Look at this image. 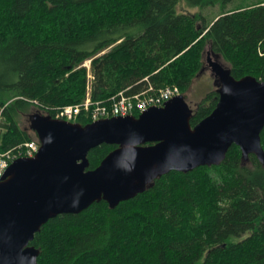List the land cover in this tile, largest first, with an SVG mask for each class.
<instances>
[{
    "label": "trees",
    "instance_id": "16d2710c",
    "mask_svg": "<svg viewBox=\"0 0 264 264\" xmlns=\"http://www.w3.org/2000/svg\"><path fill=\"white\" fill-rule=\"evenodd\" d=\"M180 2L200 11H179ZM235 2L0 0V152L36 138L21 127L23 113L54 116L82 102L88 82L100 102L149 84L185 93L208 46L234 77L264 80V3ZM217 4L220 14L207 22L201 10ZM218 99L208 91L191 124ZM261 140L264 147V128ZM115 147L91 149L89 168ZM31 244L38 264H264V165L253 153L244 160L234 143L222 163L172 170L114 208L101 200L51 218Z\"/></svg>",
    "mask_w": 264,
    "mask_h": 264
},
{
    "label": "water",
    "instance_id": "95a60500",
    "mask_svg": "<svg viewBox=\"0 0 264 264\" xmlns=\"http://www.w3.org/2000/svg\"><path fill=\"white\" fill-rule=\"evenodd\" d=\"M213 72L218 102L194 126L184 93L137 116L86 124L31 113L39 150L15 158L0 179V264H38L40 249L31 241L49 219L101 200L114 208L172 170L222 163L234 143L244 160L253 153L264 165V80L236 78L218 62ZM103 143L116 147L89 168L90 150Z\"/></svg>",
    "mask_w": 264,
    "mask_h": 264
},
{
    "label": "built area",
    "instance_id": "2783aa9c",
    "mask_svg": "<svg viewBox=\"0 0 264 264\" xmlns=\"http://www.w3.org/2000/svg\"><path fill=\"white\" fill-rule=\"evenodd\" d=\"M83 65L89 68L88 78L89 80L92 79L90 65L86 63ZM180 92L177 85L155 88L149 84L147 88L133 94H128L126 90H122L107 102H100L92 99L91 86L88 82L85 99L80 103L58 107L53 117L76 121L80 114H86L91 118V121H94L112 116L138 115L151 107H162L166 101L180 94ZM39 146L38 139H31L19 144L12 150L0 152V179L15 158L35 156Z\"/></svg>",
    "mask_w": 264,
    "mask_h": 264
},
{
    "label": "rangeland",
    "instance_id": "374dc122",
    "mask_svg": "<svg viewBox=\"0 0 264 264\" xmlns=\"http://www.w3.org/2000/svg\"><path fill=\"white\" fill-rule=\"evenodd\" d=\"M259 1H262L264 3V0H236L233 7L238 6V5H249L251 3H255V2H259ZM178 10L183 11V12H188V13L200 11L198 7H189L184 2L179 3ZM201 12L205 15L206 21L210 22L217 15L220 14L221 8L217 4V5L208 6V7L204 8L203 10H201ZM203 60H204V66H203L202 70L193 79L190 87L184 93L186 100L189 102L191 107H193L194 109L196 108L197 104L204 98V96L206 95V93L208 91H210L212 89H216L215 76H214V72H213V64L218 62L224 66H228V63L221 56H216L210 50L209 46L206 49ZM84 63L90 65L91 59L86 60ZM88 70H89V68H88ZM32 111L37 112L36 109H33ZM41 113L45 114L43 111H41ZM29 116L30 115H27V114L21 115L20 125H21V127L26 128V130L31 135L37 137L35 135V132L30 128Z\"/></svg>",
    "mask_w": 264,
    "mask_h": 264
},
{
    "label": "flooded vegetation",
    "instance_id": "af4514ba",
    "mask_svg": "<svg viewBox=\"0 0 264 264\" xmlns=\"http://www.w3.org/2000/svg\"><path fill=\"white\" fill-rule=\"evenodd\" d=\"M36 111H39V110H36ZM25 114H27V115H31V113L29 114V113H23L22 115H25ZM29 122H30V116H29ZM24 129H26V128H24ZM34 131V130H33ZM35 132V131H34ZM35 135H36V132H35Z\"/></svg>",
    "mask_w": 264,
    "mask_h": 264
},
{
    "label": "bare ground",
    "instance_id": "6f19581e",
    "mask_svg": "<svg viewBox=\"0 0 264 264\" xmlns=\"http://www.w3.org/2000/svg\"><path fill=\"white\" fill-rule=\"evenodd\" d=\"M54 109V108H53ZM56 110V109H55ZM54 111V110H53ZM55 112V111H54Z\"/></svg>",
    "mask_w": 264,
    "mask_h": 264
}]
</instances>
